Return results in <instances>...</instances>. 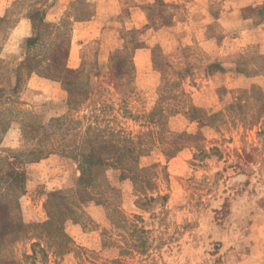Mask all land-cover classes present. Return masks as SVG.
I'll return each mask as SVG.
<instances>
[{"label":"rangeland","instance_id":"obj_1","mask_svg":"<svg viewBox=\"0 0 264 264\" xmlns=\"http://www.w3.org/2000/svg\"><path fill=\"white\" fill-rule=\"evenodd\" d=\"M40 15L69 28L78 106L34 71ZM0 18V264H264V0H0ZM93 115L130 151L96 145L83 186Z\"/></svg>","mask_w":264,"mask_h":264},{"label":"trees","instance_id":"obj_2","mask_svg":"<svg viewBox=\"0 0 264 264\" xmlns=\"http://www.w3.org/2000/svg\"><path fill=\"white\" fill-rule=\"evenodd\" d=\"M1 20L2 19L0 18V21ZM35 21L37 24L34 28L35 30L33 35L29 36L26 40V48L30 49L35 43L38 42L42 28L44 29L45 35L50 40L49 45L46 48L47 52L44 53L42 57L40 56V58L37 60L32 59L33 64L35 61L37 62L36 70H34L35 73L50 79L63 80L66 85L70 86L68 87L69 104L71 106L80 105L83 102V99L80 95H78L79 92L75 87L76 82L67 78V75L75 72L67 68L65 63L69 39V28H65L67 27V25L64 26L65 23L58 25H55L54 23H45L44 17L42 15L36 18ZM99 111H102L100 113L103 114L104 108L99 109ZM99 116L100 115H93V126L90 124L87 126L82 139V141L85 142L84 146H79L80 151L75 150V148L77 149L78 147L73 149V152H76L74 154L77 156L76 158L79 162V168L81 170L79 182L83 184V186L87 185L88 181L87 177H84L86 170L90 166L102 164L103 160L105 159V157L102 155L96 154V145L102 147L103 150L101 152H105L112 160H115L121 156L123 152L130 151L129 148H125L122 145H117L118 138L117 142L113 139L114 137H117V132L110 130L107 125H105L103 128H100L97 125ZM101 120H103V118H101ZM93 136V139L97 140L95 141V144L92 143Z\"/></svg>","mask_w":264,"mask_h":264},{"label":"crops","instance_id":"obj_3","mask_svg":"<svg viewBox=\"0 0 264 264\" xmlns=\"http://www.w3.org/2000/svg\"><path fill=\"white\" fill-rule=\"evenodd\" d=\"M261 26H262L263 28L261 27V28H259L258 30H261L262 32H264V24H262ZM262 42H263V44H264V36H263V40H262Z\"/></svg>","mask_w":264,"mask_h":264}]
</instances>
